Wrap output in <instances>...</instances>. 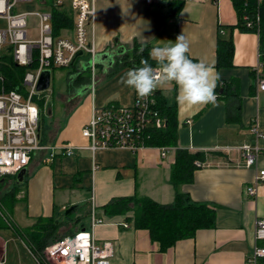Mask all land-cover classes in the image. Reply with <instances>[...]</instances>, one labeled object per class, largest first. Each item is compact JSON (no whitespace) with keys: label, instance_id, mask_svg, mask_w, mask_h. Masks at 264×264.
Masks as SVG:
<instances>
[{"label":"crops","instance_id":"crops-1","mask_svg":"<svg viewBox=\"0 0 264 264\" xmlns=\"http://www.w3.org/2000/svg\"><path fill=\"white\" fill-rule=\"evenodd\" d=\"M65 6L71 8L68 2ZM94 6L89 35L99 55L97 63L86 67L91 70L90 78L79 83L70 79L71 69L66 85L54 91L51 99L45 90H38L40 95L35 97L44 96L45 100L40 137L48 147L33 154L22 184H16L18 173L0 177L2 193H8L14 184L19 186L12 213L6 212L21 229L54 216L63 225L67 221L73 224L69 230H92L99 243L113 244L110 264H246L254 245L264 243L255 238L256 221L264 218V182L257 185L254 195L246 191L254 184L257 170L264 168V136L258 139L261 151L254 166L244 165L241 150L243 144L256 142L253 123L264 134V90L257 84L258 75L264 74V59L259 56L258 33L235 26L239 15L234 0H94ZM23 8L52 12L46 0L26 3ZM33 17L37 32L32 34L28 28V34L37 38L39 19ZM182 33L190 43L189 58L213 65L220 73L225 92L218 89V81L217 106L179 103L173 82L159 89L177 110L176 145L148 144L136 150L113 147L96 152L84 147L89 140L82 135V128L95 105H131L134 101L135 90L121 83V77L135 65L123 63L121 55L131 52L135 43L148 44L150 52L153 47L174 44ZM73 35L72 27L60 36ZM221 36L233 42L232 63H218ZM7 47L13 51L11 44H2L0 56ZM121 47L124 50L119 52ZM89 57L80 55L74 66L84 72ZM84 76L88 77L85 72ZM25 91L27 94L26 85ZM67 143L75 147L72 155L57 149ZM164 148L168 150L163 155ZM179 148L202 152L205 159L195 161L191 181L175 187L171 176ZM177 191L214 207L216 223L177 240L165 251L152 240L148 229L135 228L128 221L132 208L119 214L103 209L113 198L127 196L171 204ZM72 205L75 208L65 213ZM93 218L102 222L92 229ZM10 230L0 229V264L8 259L15 264L46 262L39 260L14 231L16 235L9 238Z\"/></svg>","mask_w":264,"mask_h":264},{"label":"built area","instance_id":"built-area-1","mask_svg":"<svg viewBox=\"0 0 264 264\" xmlns=\"http://www.w3.org/2000/svg\"><path fill=\"white\" fill-rule=\"evenodd\" d=\"M35 0H0V20L6 22L0 26V45L9 43L13 46L14 60L19 65L35 67L27 71L24 83L28 92L24 96L16 90L0 92V177L18 173L27 167L35 152L47 148L41 141L38 131L41 108L34 100L39 96L37 83L45 69L55 67L72 68L79 60V55L88 54L91 65L97 63L95 46L89 35V25L95 14L94 0H46L51 6L60 8L68 2L73 13V37L53 34L52 12L45 9H25L23 5ZM151 3L154 0H145ZM39 19V36L32 38L28 34L29 19ZM247 17V16H246ZM259 15L247 17L246 25L254 26ZM259 56L262 57L261 50ZM158 66H154L157 68ZM258 88L264 90V74L257 77ZM157 88L149 97L141 99L135 92L131 105L107 104L95 105L88 122L82 128V135L89 140L84 146L92 152L113 147L139 149L148 145L149 129L163 127L166 118L157 108ZM251 131L256 137L254 144H243L241 150L245 166H254L261 151L258 139L263 137L256 124ZM74 146L67 143L60 146L66 155L74 153ZM167 148L162 150L166 154ZM264 182V168L258 169L255 182L247 186L246 191L254 195L257 185ZM102 222L93 218L92 229ZM256 241H264V218H258L255 229ZM114 256V246L110 241L99 243L92 230H80L75 234L65 235L50 243L43 258L56 264H110ZM264 259V243H256L247 256L246 264H261Z\"/></svg>","mask_w":264,"mask_h":264},{"label":"trees","instance_id":"trees-1","mask_svg":"<svg viewBox=\"0 0 264 264\" xmlns=\"http://www.w3.org/2000/svg\"><path fill=\"white\" fill-rule=\"evenodd\" d=\"M234 2L239 15L238 23L235 26L241 31L258 33L260 50L264 59V0H234ZM257 15L260 17L259 21L255 20L254 26L248 27L246 25L247 17L254 19ZM52 17L53 34L55 36H60L65 28L72 29L73 17L71 8L52 6ZM233 52L232 40L221 36L218 63L221 65L232 63ZM121 56L123 63L135 65V68L142 66V60H147L153 67L158 66L156 61L150 56V46L148 44L135 43L131 52H126ZM35 65L36 63H32L30 66L19 65L14 60L12 48L7 47L6 51L0 56V75L2 76L0 78V92L2 89L6 91L16 90L25 95L24 77L27 71L35 67ZM84 70L88 77L84 76V72L79 71V68H76L75 71L72 68L70 79L77 83L87 80L90 78L91 70L89 67ZM220 81L218 82L219 90L221 88L224 89ZM156 96L157 108L166 117V123L160 128L154 126L150 128L148 130L150 138L146 140V143L154 146H174L177 144L178 132L176 107L168 104L160 89L157 91ZM34 100L43 109L44 96L43 98L34 97ZM197 159L204 160V153L190 152L181 148L177 150V158L173 165L171 176L175 187L192 180L194 170L197 168L195 164ZM2 184L0 181V188ZM18 187L14 184L8 193L1 194L0 203L3 208L0 213V229H12L31 247L35 256L43 261L44 249L50 243L65 235L75 234L77 231L69 230L66 233H61L59 228L63 223L56 221L54 216L40 218L34 225L26 229L18 227L13 222L10 214L4 211L5 206L12 213L13 202L16 200L15 190ZM130 208H132L133 214L127 218L128 221L135 228L148 229L152 240L160 243L162 251H165L181 238L195 235L198 229L213 227L216 223V210L214 207L206 203L194 202L189 198V195L180 191H177L175 200L171 204H161L149 197L127 196L115 197L103 206L105 212L109 214H119ZM261 264H264V259Z\"/></svg>","mask_w":264,"mask_h":264},{"label":"clouds","instance_id":"clouds-1","mask_svg":"<svg viewBox=\"0 0 264 264\" xmlns=\"http://www.w3.org/2000/svg\"><path fill=\"white\" fill-rule=\"evenodd\" d=\"M189 51L190 43L182 33L176 37L174 44L151 49L150 56L156 61L157 68L142 60V66L128 70L121 77V83L134 89L139 98L146 99L157 88L174 82L178 88L179 103L192 107L207 104L217 106L215 89L221 79L220 73L204 61L193 62L189 58Z\"/></svg>","mask_w":264,"mask_h":264},{"label":"rangeland","instance_id":"rangeland-1","mask_svg":"<svg viewBox=\"0 0 264 264\" xmlns=\"http://www.w3.org/2000/svg\"><path fill=\"white\" fill-rule=\"evenodd\" d=\"M29 22H30V25H29V31L32 33V34H35L37 31H36V28L34 27V23H35V18L32 16L30 17L29 19ZM0 23H4V21H1L0 20ZM0 26H5V25H0ZM2 51V50H1ZM77 67H73V71H75ZM72 68H69V67H55V68H52L51 70V76H52V79H51V86L45 90V94L47 95V97L49 99H51L53 96V92L55 91V93L58 91V90H61L63 89V87L66 85V82L68 80V72L71 70ZM44 115L46 118H48V112L45 110L44 111ZM10 185V183H8V186ZM12 186V185H11ZM1 194H2V191L0 190V197H1ZM3 208V205L0 203V213H1V209ZM4 211H7V208H5ZM85 219V218H84ZM86 221V220H85ZM14 222V220H13ZM15 223V222H14ZM87 223V222H85ZM71 225L73 224H70L68 221L65 223V225H63L60 230L61 232H66L70 229ZM10 235H8L9 238L13 239L14 235H16L13 231H9L8 232ZM9 242L11 243V245H13L11 242V240H9ZM0 247H1V240H0ZM32 261L33 258H31ZM46 262H44L45 264H56L54 263L52 260L50 259H45ZM43 263V264H44ZM6 264H15L13 260L11 259H8V261H6ZM35 264V263H33Z\"/></svg>","mask_w":264,"mask_h":264},{"label":"water","instance_id":"water-1","mask_svg":"<svg viewBox=\"0 0 264 264\" xmlns=\"http://www.w3.org/2000/svg\"><path fill=\"white\" fill-rule=\"evenodd\" d=\"M123 50H124V48L121 47L119 52H122ZM97 56H99V55H96L95 59H96ZM90 63H91V61L88 62L87 64H84V67L86 68L87 66H89ZM84 67L82 69H84ZM50 83H51V71L49 69H45L41 73L40 78L38 80L37 90L43 91V90L48 89L49 86H50ZM41 126H42V110H40V112H39V125H38L39 134L41 133ZM26 173H27V167H24L22 170H20L18 172L17 178H16V184H22L24 182ZM74 208H75V205L70 206L65 211V213H69Z\"/></svg>","mask_w":264,"mask_h":264}]
</instances>
